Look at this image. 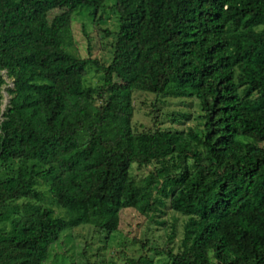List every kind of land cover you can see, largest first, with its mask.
I'll use <instances>...</instances> for the list:
<instances>
[{"label": "trees", "instance_id": "obj_1", "mask_svg": "<svg viewBox=\"0 0 264 264\" xmlns=\"http://www.w3.org/2000/svg\"><path fill=\"white\" fill-rule=\"evenodd\" d=\"M113 1L103 66L71 25L107 0H0V264H45L80 226L109 238L128 209L185 218L176 250L173 225L149 249L167 264H264V0ZM135 94L194 99L201 126L137 132Z\"/></svg>", "mask_w": 264, "mask_h": 264}, {"label": "rangeland", "instance_id": "obj_2", "mask_svg": "<svg viewBox=\"0 0 264 264\" xmlns=\"http://www.w3.org/2000/svg\"><path fill=\"white\" fill-rule=\"evenodd\" d=\"M113 2L107 0L97 20L90 18L89 11L80 10L74 14L71 25L74 41L71 52L74 55L81 58L90 57L103 66L110 63L118 26V17L112 9ZM84 76L87 83L93 84L98 80L99 74L92 68L88 69ZM112 86L116 89L119 85L112 83ZM8 87L3 88L2 109L9 100L6 93ZM200 115L198 102L194 99L157 98L150 94L134 95L132 124L137 132H152L156 129L186 131L189 128H198L202 123ZM152 169L150 166L138 170L133 166L132 175L140 180ZM40 191L44 194V203L50 206L51 199L45 187L41 186ZM51 208L58 216L65 214V211L59 208ZM160 222H164L165 226H161ZM184 222L185 218L171 210H167L161 218H148L134 210H124L120 215L117 233L109 238L89 226L65 231L58 242L50 247L45 264H126L128 259L143 254L152 257L155 264H167L161 257L153 256L149 249H163L166 243V229L173 225L177 236L170 247L176 250Z\"/></svg>", "mask_w": 264, "mask_h": 264}]
</instances>
